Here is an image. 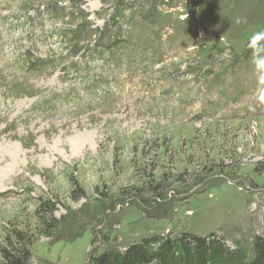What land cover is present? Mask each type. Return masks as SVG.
<instances>
[{"label": "rangeland", "instance_id": "374dc122", "mask_svg": "<svg viewBox=\"0 0 264 264\" xmlns=\"http://www.w3.org/2000/svg\"><path fill=\"white\" fill-rule=\"evenodd\" d=\"M260 30L264 0H0V264L264 238Z\"/></svg>", "mask_w": 264, "mask_h": 264}, {"label": "trees", "instance_id": "16d2710c", "mask_svg": "<svg viewBox=\"0 0 264 264\" xmlns=\"http://www.w3.org/2000/svg\"><path fill=\"white\" fill-rule=\"evenodd\" d=\"M2 258V264H25L28 252L12 247L3 251ZM92 264H264V238L255 236L250 244L231 249L208 236H153L121 252L105 251L93 258Z\"/></svg>", "mask_w": 264, "mask_h": 264}, {"label": "clouds", "instance_id": "9594fccd", "mask_svg": "<svg viewBox=\"0 0 264 264\" xmlns=\"http://www.w3.org/2000/svg\"><path fill=\"white\" fill-rule=\"evenodd\" d=\"M237 23H239V20ZM249 46L253 51V63L257 71L264 74V30L252 34L249 38Z\"/></svg>", "mask_w": 264, "mask_h": 264}]
</instances>
